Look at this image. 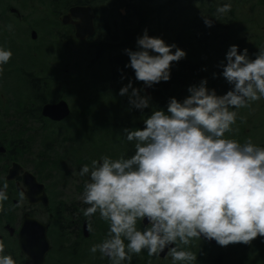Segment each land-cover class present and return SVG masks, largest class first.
Wrapping results in <instances>:
<instances>
[{
    "label": "clouds",
    "instance_id": "1",
    "mask_svg": "<svg viewBox=\"0 0 264 264\" xmlns=\"http://www.w3.org/2000/svg\"><path fill=\"white\" fill-rule=\"evenodd\" d=\"M231 8V0H217L211 16L202 12L205 24L211 26L213 18L220 20ZM136 43L135 50L125 49L130 57L126 66L148 87L169 80L171 62L186 56L175 42L149 35L147 28ZM238 47L230 45L220 62L221 74L232 85L228 91L218 95L202 78L189 86L182 101L173 96L167 110L153 108L143 118V128H123L125 138L134 142L133 154L116 159L103 155L91 166H81L79 175L89 177L82 193L88 205L83 215L98 212L108 224L91 253L99 250L110 264H131L133 254L142 250L158 257L167 249L172 264H197V255L181 247L193 238L226 246L264 236V146L251 137L241 144L224 135L235 124L238 109L264 97V48L250 58L247 48ZM11 56V49L0 45V74ZM119 92L135 108L149 107L150 97L131 80ZM7 188L0 178V211ZM23 196L21 191V200ZM145 218L147 223L138 226ZM4 249L0 241V264H16Z\"/></svg>",
    "mask_w": 264,
    "mask_h": 264
},
{
    "label": "rangeland",
    "instance_id": "2",
    "mask_svg": "<svg viewBox=\"0 0 264 264\" xmlns=\"http://www.w3.org/2000/svg\"><path fill=\"white\" fill-rule=\"evenodd\" d=\"M72 1L0 0V20H5L4 15H6V20L12 24L13 30L10 31V35L13 41L10 43L14 51L6 63L11 67L9 68L10 75L8 74L7 81L0 84V99H11V105H14L12 108L15 111L29 107V104L32 106L30 108L35 107L38 102L33 99L32 95L43 92L42 84L40 87L35 85L32 88L28 80L21 78V74H31L32 77L41 78V82L44 81L47 86L46 92L49 98L61 96L69 103L71 112L76 108L80 110L82 101L89 104L91 108L80 111L81 120L70 121L72 126L76 123L78 125L72 133L77 137L83 134L88 143L96 148L108 140L113 131L114 136L111 135L110 140L111 143L115 142L116 149L108 152H111L109 154L116 159L122 155L118 147L124 144L128 152L129 147L134 146L133 141L125 138L122 130L128 127L126 125L130 124L129 120H134L137 115L135 112H138L137 108L130 104L129 96L121 95L119 89L131 80L134 87L142 89V95H145V92L142 87L138 86L141 81L135 78L134 70L126 66L128 62L119 73L120 65L114 68L109 63L111 57L109 53L105 55L101 48H93L90 44L87 46L67 35L69 28L62 26L58 18L55 19L53 9L64 12ZM56 2L59 4L58 7L54 6ZM166 3V0H153L152 2L155 6H162ZM232 3L235 4L232 9L235 19L232 18L230 22L226 21L227 27L220 28L217 39L203 41L204 43L196 42L195 35L200 25H204L200 22L204 20L202 12L206 15L205 8L200 7L198 1L192 3L191 0H177L165 10L160 18L149 17L143 23L133 22L135 20L130 17L132 15L130 13L128 18H131L130 23L133 22L130 28H126L122 34L115 33V31L112 34L115 36L101 39L104 40L103 44L105 40L110 44L117 39L116 45L123 46L124 50L126 48L135 50L137 37L142 35L147 28L149 35L160 36L167 43L175 42L178 47L186 51L185 57L171 62L170 75L177 71L184 60L203 66L202 76L193 83L185 85L183 79L177 83L179 100L182 101L188 96L189 86L199 84L202 78H207L209 89L214 88L218 95H222L232 87L221 74L223 69L220 67V62L225 60L229 46L237 44L238 51L247 48L250 58H255L258 48H264V0H233ZM10 7L17 9L23 17L8 15ZM171 12L172 16L169 15ZM33 30L38 34L35 40L30 34ZM186 80L189 81L190 77ZM103 95L108 98V103ZM101 97L102 99L99 100ZM121 106L125 108L123 114L120 113ZM163 108L167 110V104ZM72 115L76 116L75 113ZM37 117L31 111L26 118L27 126L31 127L26 139L31 145L32 161L36 165L44 161V168L52 176H55L56 172L64 175L70 170V163L65 162V170L56 171L61 158H57L58 155L53 146L56 145L57 140L62 142L61 145L64 147L70 145L71 139L67 137V129H64L63 125L57 132L48 127L41 131L37 130L34 127L39 126V122L35 120ZM111 122L115 125V129ZM70 131L71 129L69 133ZM224 135L238 140L241 144L251 137L254 144L264 146V97L252 101L247 107L238 109L235 124L232 125L231 131L225 132ZM94 222L97 228L94 230V238L90 239L79 251L82 264H96V259L101 256L99 250L96 253L90 252L91 245L101 241L106 233L98 212L95 214ZM224 247L226 250L222 249L220 244L217 248H206L204 250L205 260L200 262L203 264H256L254 260L262 258L250 248L244 250L239 242L229 243ZM62 253L64 252L54 249L49 255V261L53 262L54 259L59 258L61 264H72V259H68ZM223 254H225L224 257Z\"/></svg>",
    "mask_w": 264,
    "mask_h": 264
},
{
    "label": "flooded vegetation",
    "instance_id": "3",
    "mask_svg": "<svg viewBox=\"0 0 264 264\" xmlns=\"http://www.w3.org/2000/svg\"><path fill=\"white\" fill-rule=\"evenodd\" d=\"M54 6L58 7V2L54 3ZM73 6H89L93 11L94 32L87 39H77L75 37L74 25L62 21L63 16L68 14L70 8ZM53 11L55 19L58 18L62 26L69 28L68 36H71L77 42L87 44V46L90 44L93 48H101L105 52V55L108 53L109 48H123V46H112V44L106 43V40L103 44L104 40L101 38L107 39L115 36L112 35L115 31V33L122 34L126 31V28H130L131 23H143L149 17H152L151 14L150 16H146L144 20H141V15H134L132 13L130 16L125 0H73L67 5L64 12L56 8ZM8 15L13 17L17 16V18L23 17L13 7L9 8ZM129 16L135 21L130 23L131 18H128ZM4 17L5 20H0V27H2L0 31V45L11 49L13 53V47H11L10 43L13 41L11 39L12 35H10V31L13 28L11 22L6 20L7 16L4 15ZM74 20L76 19L74 18ZM31 32L30 34H32ZM109 63L114 68L120 65L118 72L121 73L120 70L123 68L122 64L117 60H113L112 62L109 60ZM107 66L109 68V65ZM9 68L11 67L6 64L3 65V72L6 74L2 73V76H0V84L9 79ZM21 78L28 80L32 84V88L35 85L40 87L42 84L43 92L32 95L33 99L38 102V104H35V107L30 108L32 106L29 104V107L17 111L12 108L14 105H11V99H0V178L6 179L8 183V199L3 201V211H0V237L5 245L4 251L5 253L12 254L16 260V264H27L28 257L25 253V248L21 244V239L22 236L30 238V235H32L35 237V240L39 241L44 238L49 244V250L46 253L44 264H61L59 258L54 259L53 262L49 261V255L54 249L64 252L62 254H65L68 259H72V264H82L80 262L79 251L83 249L90 239L94 238V230H97V228L94 222L95 214L91 217H85L83 215V209L88 205L83 203L82 193L85 180L89 177L87 175L80 176L79 170L84 164L91 166L93 159L99 160L103 155L112 157L109 154L111 152L108 151L116 149L115 142L113 141L111 143L110 140L113 131L108 140H105L101 146L93 148L83 134L77 137L72 133V130L78 125L76 123L75 126H72L70 123V121L77 122V119H82L80 111L91 108L88 103L82 101L80 103V110L76 108L71 112L70 107V113L66 117L59 120L53 119L44 115V107L49 103L56 104L64 98L61 96L49 98L46 92L47 86L44 81L41 82V78L32 77L31 74L24 73L21 74ZM155 85L156 83L148 87L144 85L143 81L140 82L138 86L142 87L145 95L150 97L151 103L149 106L151 108L149 109L147 107L148 109L144 108L143 110L137 108L138 112H135L137 115L134 120L130 119V124L126 126H140V128L145 126L143 118L151 115L153 108L156 107V102L152 103L154 98L153 88ZM176 90L172 88V92H170L172 95L170 97L175 96L179 99V92L177 91L176 94L173 93ZM104 97L107 102L108 98L106 96ZM101 99L102 97L99 100ZM121 107L120 113L123 114L125 108L123 106ZM31 111L34 115L38 116L35 120L39 122V126H34L37 130L41 131L48 127L57 132L61 130L63 125L65 126L64 129H67V137L71 139L70 145L64 147L61 145L62 142L57 140L55 141L56 145L53 146L58 155L57 158H61L56 171L59 169L65 170V162L70 163V170L68 169L69 171L64 175L56 172L55 176H52L44 168V161L38 165L32 161L31 145L26 139L29 134V129H31V127L27 126L28 121L26 118L30 115ZM73 112L76 116L72 115L74 114ZM112 117L111 114V119ZM48 124L51 125L48 126ZM111 124L115 129L116 127L113 122ZM70 129L71 131L69 133ZM125 149L124 144L118 147V151H121L122 155L125 156H130L135 151L134 146H130L128 152ZM42 158L45 159V157ZM112 158L115 159L114 157ZM21 191L24 193L22 200L20 199ZM102 223L107 233L108 224L104 220H102ZM146 223L147 221L145 220L138 222V226L143 227ZM89 225H91V231L89 230ZM243 244L239 242V245L242 247ZM181 247H185L195 253L197 255V264H203L200 261L205 260L204 250L206 248H217L219 244L217 242H208L203 238H193L189 245H181ZM222 249L226 250L224 246H222ZM166 251L167 249L158 257H149L147 250H142L139 254H133L131 264H172L171 257L165 255ZM224 256L225 254H223ZM96 264H110V260L108 257L99 256L96 259ZM124 264H128V262L125 261Z\"/></svg>",
    "mask_w": 264,
    "mask_h": 264
},
{
    "label": "trees",
    "instance_id": "4",
    "mask_svg": "<svg viewBox=\"0 0 264 264\" xmlns=\"http://www.w3.org/2000/svg\"><path fill=\"white\" fill-rule=\"evenodd\" d=\"M176 1L177 0H166L167 3L162 6H155L154 4H152L153 0H125V3H127L128 5V12L133 13L134 15H141V20H144L146 16L148 15L150 16L151 14H152V18L154 17H157V19L160 18L162 14H164L165 10L169 6H171L172 3ZM195 1H198L200 7L205 8L204 11L206 12L207 16H211L212 13L215 12V9L217 7V0H191L192 3H194ZM232 2L233 0H231V3ZM234 5L235 4L232 3L231 11L227 15L220 16V20L213 18V23L211 26L206 25L204 20L203 22L201 21L200 23L204 25H200V28L197 30L198 32L195 35L196 42L204 43L203 41L217 39L219 36L220 28L227 27L226 21L230 22L232 18L235 19V15L232 10L235 7ZM169 15L172 16L173 13L171 12L169 13ZM113 41L114 42H111L110 44H112V46H116L118 40L114 39ZM108 53L111 56L110 61L112 62L113 60H117L120 64L123 65V68L130 59L129 56H126L127 53L125 52V50H123V48H109ZM202 67L203 66H201L199 63H193L189 60L186 61L184 60L182 61L177 71L171 75V78L169 80L167 81L162 80L156 83V85L153 88L154 98L152 100L153 101L152 103L156 102L155 108H163L168 103V100L172 95L170 94V92H172V88L177 89L176 86L179 81L183 79V83L187 85L193 83L197 78L201 77L203 74ZM189 77L190 80L185 81V79ZM176 92L177 90L174 91L173 93L176 94ZM148 108L150 109L151 106H149ZM263 241H264V236L258 235L250 243L247 244L244 243L242 247L244 248V250L250 248V250L262 256V258L261 257L259 258L260 260H254L256 264H264Z\"/></svg>",
    "mask_w": 264,
    "mask_h": 264
},
{
    "label": "water",
    "instance_id": "5",
    "mask_svg": "<svg viewBox=\"0 0 264 264\" xmlns=\"http://www.w3.org/2000/svg\"><path fill=\"white\" fill-rule=\"evenodd\" d=\"M74 18L76 20H74ZM64 23H72L75 27V36L78 39H86L90 37L94 32V14L89 6H73L70 8L68 14L62 18ZM32 37L36 38L35 31L32 32ZM43 113L53 119H62L70 113V108L65 100H60L56 104H47ZM147 221V218H145ZM203 239L211 243H216L215 239H207L202 236ZM1 241V237H0ZM21 244L25 248L27 255V264H44L45 256L49 250V244L42 238L41 240H35V237L30 235V238L22 236Z\"/></svg>",
    "mask_w": 264,
    "mask_h": 264
}]
</instances>
